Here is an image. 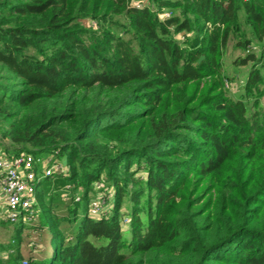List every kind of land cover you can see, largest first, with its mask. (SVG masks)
Segmentation results:
<instances>
[{
	"label": "trees",
	"instance_id": "1",
	"mask_svg": "<svg viewBox=\"0 0 264 264\" xmlns=\"http://www.w3.org/2000/svg\"><path fill=\"white\" fill-rule=\"evenodd\" d=\"M263 101L264 0H0V147L69 167L0 264H264Z\"/></svg>",
	"mask_w": 264,
	"mask_h": 264
},
{
	"label": "built area",
	"instance_id": "2",
	"mask_svg": "<svg viewBox=\"0 0 264 264\" xmlns=\"http://www.w3.org/2000/svg\"><path fill=\"white\" fill-rule=\"evenodd\" d=\"M92 25L96 26L97 23L92 22ZM44 155L47 157H37L31 153L8 155L0 147V196L4 200V205L0 207L1 221L13 226L37 222L41 211L39 185L47 179L69 173V167L55 154ZM65 190L67 193L64 199L67 200L71 194V186H66ZM94 193L89 201V214L92 218L99 217L107 209L102 187L96 186L91 194ZM75 201H81L79 193L76 194Z\"/></svg>",
	"mask_w": 264,
	"mask_h": 264
},
{
	"label": "rangeland",
	"instance_id": "3",
	"mask_svg": "<svg viewBox=\"0 0 264 264\" xmlns=\"http://www.w3.org/2000/svg\"><path fill=\"white\" fill-rule=\"evenodd\" d=\"M255 51L257 53H259L262 49V45L261 44H256L255 45ZM244 56V52L242 50L239 49H235L234 48V42L230 43V45L228 46V48L225 50L224 52V59H223V69L226 75L229 76V78L233 81H236V85L237 87L234 88V92H229L228 95L233 97V98H238L241 94H242V88L245 84V81L247 79L248 76V72H249V68L250 65L247 67H238L236 66V62L238 61L239 57ZM262 107L264 108V101L262 102ZM2 149V148H1ZM10 154H14L13 152H10ZM47 155H43V158H46ZM55 183V180H54ZM49 183H46V180L43 181L38 188V192L44 193L46 192L49 187H48ZM66 187H61L58 184H54V188H52V190H54L56 193L61 194V193H67V191L65 190ZM101 194V193H100ZM95 195L91 194V198H93ZM44 196L42 195V198L39 200V207L41 208V212L43 209H47L48 208V204L51 203L49 202V198L45 197L46 200H44ZM48 203H47V202ZM63 203V202H62ZM84 204V203H83ZM2 205H4V200L3 198L0 196V207H2ZM55 206L58 205V209L55 211L57 215H66V208L61 204V202H57V204H54ZM39 214V219L44 218L45 213H41ZM64 225V224H63ZM16 226L13 225H4L3 223H1L0 220V244L3 245H9L10 243L13 242L14 239V228ZM64 227V226H63ZM35 233V234H34ZM37 235V239H35L33 236ZM24 242L22 244V252L24 254V256L27 258L28 256H30V251H32V254L34 255L33 257L35 259L39 258L42 254H44L45 251H48L50 253L51 249L47 248V241L48 240V236L46 234V232H36V231H31V230H25L24 234ZM129 240L131 238L130 232L127 233L126 236ZM35 241H37L39 243V245H42L40 247L39 250H37V252L33 251L34 247H31L32 245L34 246ZM31 243V244H30ZM48 249V250H46ZM46 253V252H45Z\"/></svg>",
	"mask_w": 264,
	"mask_h": 264
},
{
	"label": "water",
	"instance_id": "4",
	"mask_svg": "<svg viewBox=\"0 0 264 264\" xmlns=\"http://www.w3.org/2000/svg\"><path fill=\"white\" fill-rule=\"evenodd\" d=\"M203 60V57L200 59V61Z\"/></svg>",
	"mask_w": 264,
	"mask_h": 264
}]
</instances>
